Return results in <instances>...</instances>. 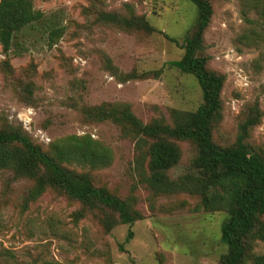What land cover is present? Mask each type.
<instances>
[{"label":"rangeland","instance_id":"1","mask_svg":"<svg viewBox=\"0 0 264 264\" xmlns=\"http://www.w3.org/2000/svg\"><path fill=\"white\" fill-rule=\"evenodd\" d=\"M31 1L64 33L49 47L38 24L16 37L7 56L0 51V127H20L42 151L71 134L108 146V165L69 168L125 199L142 218L105 231L91 214L76 218L81 205L59 189L47 187L27 200L35 180L0 169V264H219L226 251L220 240L225 212L205 210L201 197L184 189L155 191L149 142L87 114L124 103L143 123H171L174 110H195L202 102L196 79L169 62L183 55L196 6L188 0ZM208 1L213 13L198 54L207 57L209 70L224 75L213 139L231 145L240 123L258 106L262 116L247 142L264 155V0ZM108 12L141 16L154 31L106 23ZM175 143L180 159L166 174L182 182L194 173L196 149L189 141ZM252 251L264 256V242Z\"/></svg>","mask_w":264,"mask_h":264},{"label":"trees","instance_id":"2","mask_svg":"<svg viewBox=\"0 0 264 264\" xmlns=\"http://www.w3.org/2000/svg\"><path fill=\"white\" fill-rule=\"evenodd\" d=\"M188 1L196 6L194 29L183 39V55L169 65L196 79L202 99L197 108L174 110L171 123L163 120L143 123L124 103L100 105L92 111L87 110V114L92 120H97L92 116L111 120L124 134L137 137L140 142H149L148 169L155 191L184 189L199 195L205 210L225 212L220 240L226 251L220 256L219 264H249L250 260L264 264V256L252 251L257 241L264 242V155L247 142L262 112L254 106L240 123L231 145L214 141V127L222 116L220 94L224 75L209 70L207 57L198 54L203 49V35L213 11L208 0ZM103 16L104 22L124 29L154 31L141 16L132 14L125 19L111 12ZM38 24L44 28L49 47L64 33V26L44 19V14L33 8L31 0H0V51L7 56L16 37ZM176 141H189L196 149L191 162L194 173L186 175L182 182L171 181L166 174L180 159ZM111 159V149L87 134L63 136L50 144L49 151H42L20 127L9 124L0 127V169L12 168L16 175L35 180L27 200L34 199L47 187L59 189L81 205L76 218L91 214L105 231L118 223L132 224L142 216L125 199L106 187L95 186L87 175L75 172L69 165L94 169L108 165ZM131 236L129 230L126 240Z\"/></svg>","mask_w":264,"mask_h":264}]
</instances>
